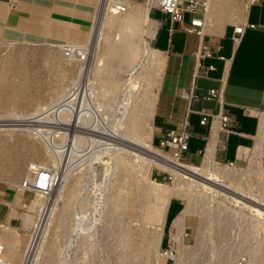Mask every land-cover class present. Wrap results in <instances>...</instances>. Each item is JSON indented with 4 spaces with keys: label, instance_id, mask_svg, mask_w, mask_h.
Here are the masks:
<instances>
[{
    "label": "bare ground",
    "instance_id": "bare-ground-1",
    "mask_svg": "<svg viewBox=\"0 0 264 264\" xmlns=\"http://www.w3.org/2000/svg\"><path fill=\"white\" fill-rule=\"evenodd\" d=\"M9 1L0 0L1 32L14 25L17 30L32 31L31 36L55 37L66 43L58 46L60 56L43 64L36 60L37 54L17 49L3 59L4 67L16 69L19 75L18 83L9 93L11 99L29 105L32 103L30 97L35 93L50 97L49 102L38 105L29 113H15L11 107L6 114H0V173L9 172L14 177L23 175L24 181L34 185L26 190L22 187L24 181L17 184V194L11 203L12 216L22 218L23 228L5 227L1 231L0 256L4 264L56 263L53 252L57 249L54 251L52 239L47 241L55 204L67 190L70 195L80 191H77L78 187L85 190L89 186L86 177H92L89 193H85L86 198L81 196L79 202L81 206L87 207L88 204L91 209L89 213L83 212L84 208L79 209L72 221L73 226H68L66 233L70 227L77 231L74 238L79 242V236L92 239L99 228H106L108 224L100 213L102 206L107 204L106 197L111 195H106L107 191L112 187L110 204L115 220L110 217L114 220L110 225L117 238L115 243L116 239L111 237L112 242L115 240L113 250H124L126 255L123 256L131 264H167L168 259L175 260V264H203L204 261L211 264L208 258L217 252L216 242L224 237L221 235H224L227 219H233L236 226L241 222L237 235H243L248 229L247 234L258 231L255 233L257 239L263 236L264 165L261 157L264 154V112L261 113L255 146L240 150L239 159L248 163L245 169L222 165L216 160V134L202 154L200 166L177 159L154 145L153 118L159 93L153 94L152 90L156 88L159 92L165 64L162 54L151 46L157 25L150 17V11L158 0H147L146 5L126 0L120 6L123 9L109 0H13L18 12L10 9ZM145 54L151 58L149 66L142 64L137 69V62ZM66 65L77 68L73 82L67 79L68 72H62ZM127 71L131 72L130 77L122 82ZM120 91L124 98L119 102ZM27 158L40 161L32 160L25 168ZM49 164L54 167H48ZM153 169L169 171L173 184L153 180ZM39 170L51 173L52 185L48 191L42 190V184H38ZM254 178L258 179L257 184L253 182ZM173 199H180L185 204L171 221L168 233L170 250L163 252ZM20 207L25 210L19 211ZM211 208L215 211L213 215L212 212L209 214ZM195 216L199 220L196 239L193 245H189L186 243L187 221ZM63 218L57 219L58 225H67V219ZM239 227H234L235 235ZM25 236L29 237L26 245L23 243ZM250 244L251 241L247 245ZM240 251L237 252L241 254ZM119 253L115 254L118 255L116 263ZM224 254L220 255L225 258ZM260 254L253 257L255 264L262 258ZM246 255L230 264L251 262ZM228 257L233 259L235 256L229 254ZM106 259L107 263L109 259Z\"/></svg>",
    "mask_w": 264,
    "mask_h": 264
},
{
    "label": "crops",
    "instance_id": "crops-1",
    "mask_svg": "<svg viewBox=\"0 0 264 264\" xmlns=\"http://www.w3.org/2000/svg\"><path fill=\"white\" fill-rule=\"evenodd\" d=\"M150 13L157 25L151 45L165 60L153 118L154 143L159 145L188 115L185 160L200 159L216 134V160L238 162L241 149L255 146L261 127L257 114L264 108V3L208 0L205 12L186 13L182 21L160 10ZM195 18L204 20L201 36L192 26ZM237 29L243 34L234 43ZM211 90L216 94L209 97ZM221 115L229 118V135L221 132ZM16 194L17 189L0 183L3 228L17 220L12 216Z\"/></svg>",
    "mask_w": 264,
    "mask_h": 264
},
{
    "label": "rangeland",
    "instance_id": "rangeland-1",
    "mask_svg": "<svg viewBox=\"0 0 264 264\" xmlns=\"http://www.w3.org/2000/svg\"><path fill=\"white\" fill-rule=\"evenodd\" d=\"M133 1H136V2H139V3H141L142 5H146V3H147V0H133ZM11 3V4H10ZM16 2L15 1H13V0H10L9 1V7H10V9L12 10V11H17L18 12V10H19V8H18V6H17V3L15 4ZM150 17L153 19V16H152V14L150 13ZM26 24H28V23H26ZM25 24V25H26ZM16 29V30H15ZM0 32H1V28H0ZM32 33V31H30V30H28V31H20L19 29L17 30V27H15L14 25H12L10 28H9V26L5 29V30H3L1 33H0V114H2V115H4V114H6L7 112H8V110L12 107L14 110H15V113H29V112H31L32 110H34L38 105H43V104H45V103H47V102H49V98L50 97H47V95L46 94H43V93H35V94H33L30 98H31V101H32V103H30L29 105H27V104H25V103H22L21 104V102L20 103H16V101L14 100V99H11V97L12 96H9V93H10V91L13 89V87H14V85L16 84V83H18L17 81H19V75L17 74V72H16V69H10V68H6V67H4V65H3V59L5 58V57H7V56H9L14 50H24V51H26L27 53H34V54H37V61H38V63H40V64H43L44 62L46 63V62H50L52 59H53V57H55V56H57V55H61V49L60 48H58V46L60 45V43L62 44V45H64L65 43H66V41H58V39H56L55 37H47V38H38L39 36H37V34H35L36 36H31V33ZM16 34V35H15ZM18 34V35H17ZM21 35V36H20ZM32 35H34V34H32ZM32 40V41H31ZM15 42H16V44H15ZM46 42V43H45ZM37 43V44H36ZM42 43V44H41ZM40 44V45H39ZM46 44V45H45ZM44 45V46H43ZM48 45V46H47ZM152 46V45H151ZM51 49V50H50ZM8 52V53H7ZM55 53V54H54ZM147 57V58H146ZM47 59V60H46ZM151 58L149 57V55H147V54H145V55H143V56H141V58L139 59V61L137 62V64H136V66L135 67H137V69H140L143 65L142 64H144V65H146V66H149V61H151L150 60ZM140 62V63H139ZM148 62V63H147ZM136 69V70H137ZM7 71V72H6ZM10 71V72H9ZM16 72V73H15ZM62 72H68L67 73V75H68V77H67V79L69 80V82H73V79H75L76 77H77V68L76 67H71L70 65L68 66V65H66V66H64V67H62ZM130 73L131 72H129V71H127L126 73H124V75H123V77H122V82H123V79H124V82H126L125 80H127V79H129V77H130ZM3 74V75H2ZM127 75H129V76H127ZM5 86H4V85ZM4 86V87H3ZM154 89V88H153ZM122 91L124 90V87H123V89H121ZM157 89L155 88L154 90H152V93L153 94H155V93H159V92H157L156 91ZM2 91H4V92H2ZM122 91H120V93H119V96L118 97H120L119 98V102L124 98V93H122ZM159 95V94H158ZM18 104V105H17ZM13 105V106H12ZM44 129H48V127H44ZM50 129V128H49ZM53 130V129H52ZM154 145L155 146H157V144H155L154 143ZM159 148V147H158ZM126 149H128V150H130L129 148H126ZM167 154H169V153H167ZM202 156L203 155H201L200 156V159H198V160H194V161H192V162H190V161H187V160H185L186 162H188V163H194V164H196V165H201V163H202ZM32 160H34L35 162H38V161H40L39 159H34V158H27V165L25 166V168H27L28 167V164L30 163V162H32ZM219 162V161H218ZM219 163H221L222 165H228V163H223V162H219ZM230 165V164H229ZM247 165H248V163H247V161L246 160H240V161H238L237 163H235L234 165H231V166H233V167H236V168H241V169H245L246 167H247ZM48 167H50V168H53L54 166L52 165V164H49L48 165ZM15 175H13V174H10L9 172L8 173H0V183L1 184H3L4 186L6 185V186H8L9 188H13V189H17V184H19V183H21L22 181H24V176L23 175H18V176H16V177H14ZM87 179L86 180H88V183H87V185H89L90 186V182H92L91 181V178L89 177H86ZM151 178L153 179V180H155V181H157V182H159V183H163V184H166V185H172L173 184V177H172V175H171V173L169 172V171H167V170H163V169H153L152 170V174H151ZM93 180V179H92ZM85 182H87V181H85ZM253 182L255 183V184H257L258 183V179H256V178H254L253 179ZM85 185V183L83 184V186ZM89 186H87L86 188H85V190H83L82 191V189H79V187H78V189H77V191L78 190H80V191H78L77 193L75 192L74 194H69V190H67V191H65L66 192V195H65V193H64V195H63V197L61 198V199H59L57 202H56V204H55V207H54V211H53V215H52V217H51V220H50V224L51 225H49V230H48V233H47V241L48 242H51V239H52V243H53V246H54V251L55 252H53V255H54V253L56 254L55 256H53L54 257V262L56 261V263H54V264H108V262L109 263H111V264H113L114 262V264H127V262H128V264H131V263H129V261L127 260L126 261V259H125V256H123V255H126V253L125 254H123V252H125L124 250H120L119 248L118 249H116V250H113L114 248H115V243L117 242V238H116V234H114L115 232L113 231L114 229H112V226L110 225L112 222H114V220H115V214L112 212V208H111V204H110V202L112 201V193H111V191H113L112 190V187L110 188V190L111 191H107L106 193V195H110L109 197H110V201H109V197H106V198H108L105 202L107 203L106 205H103L102 206V211H101V216L104 218V220H105V222H107V224L110 226H108L107 225V227L105 228V227H102L103 228V230L101 229V228H99L100 230H97L95 233V237L94 238H92V239H90L91 237L90 236H88V237H84L83 235H81V236H79L78 238H83L84 237V240L83 239H81L80 238V240H79V242L77 241V240H75V238H74V236H76L75 234H77L78 232L77 231H73L72 229H71V227H70V231L68 230V232L66 233V230H67V228H68V226H73L72 224H73V219H74V216H76V214L77 213H79L78 212V210L79 209H81V208H84V209H82L83 210V212H87V213H89V210L91 209V206L89 207V205L87 204V207H86V205H84V206H81L80 205V200H82V197L84 198V196H85V198L87 197L86 195L89 193V192H87V191H89L88 189H89ZM82 186H80V188H81ZM85 187V186H84ZM83 187V188H84ZM115 191H116V188H115ZM85 193H86V195H85ZM114 193V192H113ZM69 195V196H68ZM72 195H73V198H72ZM75 196V197H74ZM82 196V197H81ZM81 197V198H80ZM27 198H29V197H27ZM69 199V200H68ZM75 199V200H74ZM78 199V200H77ZM80 199V200H79ZM29 200V199H28ZM26 201V200H25ZM78 201V202H77ZM109 203H108V202ZM27 202V201H26ZM53 202H54V200H53ZM71 202H73V204L71 203ZM70 204V205H69ZM71 204H72V206H71ZM184 201H182V200H180V199H173V201H172V206H171V209H170V212H169V217H168V224H167V228H166V233H165V237H164V242H163V247H162V251L163 252H167L168 250H170V245H169V228H170V224H171V221H172V219H173V217L184 207ZM67 205V208L65 207ZM212 205H215V204H212ZM69 206V207H68ZM74 206H75V208H74ZM80 206V207H79ZM63 207H64V209H63ZM21 209L19 210V211H24L25 209L24 208H22V207H20ZM105 208H107V209H105ZM110 208V209H109ZM63 209V210H62ZM74 209H75V211H74ZM213 208H211V209H209L210 210V215H211V212H212V215H213V212H215L214 211V209L212 210ZM82 210H80V212L82 211ZM107 210H109V211H107ZM212 210V211H211ZM65 211L66 212V214H64V216L62 215L63 214V212ZM72 212V213H71ZM76 212V213H75ZM104 212V213H103ZM70 213V214H69ZM75 214V215H72V214ZM111 213L113 214V215H111ZM60 214H61V216H60ZM95 214H98L97 215V218H98V216H99V213L98 212H96ZM106 214H110V215H106ZM68 215V216H67ZM104 216H107L106 218L104 217ZM61 218V217H64L65 218V220H66V224L67 225H58V222H57V219L58 218ZM67 217V218H66ZM113 218V219H111V218ZM17 218V220L16 221H14L12 224H10V228H12V229H22L23 228V220H22V218L21 217H16ZM63 218V219H64ZM108 219H109V221H108ZM69 220H71L70 222H69ZM110 220H113V221H111L110 222ZM231 220V221H230ZM230 220H226L227 222H228V224H229V227H228V224L226 225V228H225V231H224V235H221V236H224V237H220V238H218L219 239V241L217 240V242H216V250H217V252H214V254H212L211 255V257L213 256L214 258H211V257H209L208 258V260H209V263H211V264H227V262H228V264H230V262H232V263H236V262H238V259L242 256V255H246L247 253V257H249L248 259L250 260V259H252V261L251 262H249V263H247V264H255V259L253 260V257H256V254H260V251H262L261 253L263 254L262 256H261V254H260V256L262 257V258H260L259 260H257L256 262H257V264H260V263H263L264 262V259H263V256H264V248L262 247L263 246V244H264V234H263V236H261V235H258L257 234V236L259 237V236H261L260 238H256V234L255 233H258V231L257 230H254L253 231V234L252 233H250V234H247L248 233V229H247V231H245L244 230V233H243V235L241 234V235H237L239 232H240V228H241V222H239V225H235V224H233V219H230ZM199 220H198V218L195 216V217H189L188 218V221H187V236H186V243L187 244H189V245H193L194 243H195V235H196V232H197V227H198V224H199V222H198ZM230 221V222H229ZM226 222V223H227ZM233 225L235 228L236 227H238V226H240L238 229H237V231H236V235L234 234L235 233V228L233 227V226H231V225ZM231 226V227H230ZM233 227V229H230V228H232ZM63 228V229H62ZM108 228V229H107ZM2 229H3V226L2 225H0V235H1V231H2ZM227 229V230H226ZM230 229V230H229ZM240 229V230H239ZM55 230V231H54ZM104 231V234L106 235L105 237H104V234L103 233H101L102 231ZM228 230H229V232L231 233V234H229L228 233ZM54 231V232H53ZM65 233H64V232ZM100 231V232H99ZM108 233H107V232ZM110 232H112V233H110ZM114 232V233H113ZM227 232V233H226ZM98 233H100V235L98 234ZM66 234V235H65ZM113 234V235H112ZM228 234V235H227ZM109 235H111L110 237H109ZM227 235V236H226ZM233 235V236H232ZM248 235H250V236H254V237H250V236H248ZM92 236V235H91ZM109 238H108V237ZM226 236V237H225ZM239 236V237H238ZM243 237L241 240H240V238L241 237ZM246 236H248V238H247V240H248V242H247V240H246ZM111 237H113L114 239H116V241H115V243H114V241L112 242L111 240L113 239H111ZM228 237V238H227ZM229 237H231V238H229ZM234 239H233V238ZM239 238V239H236V238ZM245 237V238H244ZM250 237V238H249ZM104 238V239H103ZM108 238V239H107ZM223 238H225V240L223 241ZM227 238V239H226ZM254 238V239H253ZM261 238H263V239H261ZM26 239H29V237H27V236H25V237H23V243L25 244L27 241H26ZM73 239V240H72ZM85 239H86V241H85ZM94 239V240H93ZM228 239H230V240H228ZM256 239V240H255ZM261 239V240H260ZM54 240V241H53ZM83 240V241H82ZM221 240L223 241V245H222V242H221ZM232 240V241H231ZM234 240V241H233ZM238 240V242H236ZM246 240V241H245ZM259 240V241H258ZM96 241V243L95 244H93L94 242ZM106 242V244H105V242ZM110 241V242H109ZM231 241V242H230ZM250 241H251V244L248 246L247 244L248 243H250ZM263 241V242H262ZM55 242V243H54ZM85 242V243H84ZM100 242V243H99ZM232 244V245H230V243ZM243 243V246H241V244ZM245 242H247V243H245ZM71 243V244H70ZM92 245H91V244ZM111 243H114V244H111ZM219 243H221V245L224 247H222ZM228 243V244H227ZM235 243V244H234ZM258 243H259V245H258ZM22 245V247L24 248L25 247V245ZM78 244H79V246H78ZM81 244H83L84 246H81L80 247V245ZM100 244V245H99ZM111 246H110V245ZM218 244H219V246H218ZM238 244V245H237ZM245 244V245H244ZM76 245V246H75ZM89 245V246H88ZM114 245V246H113ZM226 245V246H225ZM236 245H237V248L239 247V249L238 250H236L237 248H235L236 247ZM240 245V246H239ZM257 245V246H256ZM75 246V247H74ZM95 246V247H94ZM106 246V247H105ZM220 246H221V248H220ZM233 246V247H232ZM235 246V247H234ZM248 246V247H247ZM79 247H80V249H79ZM90 247H92V248H90ZM97 247H99L98 249H97ZM103 247V248H102ZM225 247H226V249H227V247H228V252H227V250H225ZM230 247H231V250H230ZM242 249H241V248ZM247 247V248H246ZM249 247H250V249H249ZM261 247L263 248V249H261ZM22 248V249H23ZM76 248H78V249H76ZM84 248V249H83ZM94 248V249H93ZM96 248V249H95ZM103 250H102V249ZM106 248V250H104ZM235 249V250H233L232 251V249ZM256 248V249H255ZM223 249H224V252H223ZM240 249H241V251H240ZM248 250V251H246V253L245 252H243V251H245V250ZM252 249V250H251ZM259 249V250H258ZM94 250H97V251H94ZM112 250L113 251H115V254H118L119 252L120 253H122V254H120L119 253V258L117 259L118 261H117V263H116V258L118 257V255H115L114 254V252H112ZM220 252H219V251ZM221 250H222V252H221ZM255 250V251H254ZM109 253H107V252ZM234 251H236V252H234ZM240 251L241 252V254L240 253H238V252ZM251 251V252H250ZM256 251H258V252H256ZM96 252V253H95ZM103 252V253H102ZM106 254H105V253ZM113 253V255H112V253ZM117 252V253H116ZM225 252H227V253H225ZM255 252H256V254H255ZM218 253H220V254H224V257L226 258H223V255H220V254H218ZM230 254V256L232 255L234 258H237V260H234V258L232 259V257H228V255ZM233 253V254H232ZM244 253V254H243ZM107 254L108 255H110L111 254V259L112 258H114V260L115 261H113V259L111 260L110 258H109V256H107ZM216 254H217V256L218 257H216ZM239 254H240V256H239ZM97 255V258L95 257ZM105 255H106V257H107V259L106 260H108L107 261V263H106V261H105ZM220 255V256H219ZM238 257H237V256ZM255 255V256H254ZM117 256V257H116ZM122 256V258H124L125 260H122V258H120ZM259 256V255H258ZM221 257V258H220ZM227 257L229 258V259H227ZM93 258V259H92ZM95 258V259H94ZM98 258H100V259H98ZM44 259V258H43ZM42 259V260H43ZM104 259V260H103ZM261 259H262V262H261ZM57 260H60V261H57ZM121 260V261H120ZM213 260V261H212ZM218 260V261H217ZM232 260V261H231ZM234 260V261H233ZM105 261V262H104ZM110 261H113V263L112 262H110ZM125 261V263H122V262H124ZM254 261V262H253ZM259 261V262H258ZM57 262H59V263H57ZM224 262H226V263H224ZM141 264H143V262H140ZM140 263H138V264H140ZM176 262H175V260H173V259H168V262H167V264H175ZM203 264H206V261H204L203 262ZM264 264V263H263Z\"/></svg>",
    "mask_w": 264,
    "mask_h": 264
},
{
    "label": "built area",
    "instance_id": "built-area-1",
    "mask_svg": "<svg viewBox=\"0 0 264 264\" xmlns=\"http://www.w3.org/2000/svg\"><path fill=\"white\" fill-rule=\"evenodd\" d=\"M107 1V0H105ZM114 2L117 5V8H120L121 5L124 4L126 0H109ZM253 3H264V0H251ZM208 8V0H158L157 4L151 8L160 10L161 12L170 15L173 20L182 21L184 14L192 13V14H199L202 11H206ZM120 9H123L120 8ZM192 26L198 29L197 34L199 36L202 35V29L204 27V20L201 18H195L192 20ZM243 34L242 29L236 30V35L233 37L234 43H239L241 36ZM205 74V73H203ZM216 94L215 90L209 91L208 96H214ZM264 112V108L262 111L258 112L257 116L259 117V121H261V113ZM212 120L214 117H211ZM221 124V132L225 135H229L232 131L229 129V118L227 116L221 115L219 118ZM261 123V122H260ZM202 125L207 124V118H203L201 121ZM189 121L188 115L185 117L184 121L181 123L180 127L175 131H170L167 133L166 137L163 138L159 145L162 150L167 151L171 155H173L177 159H185V154L189 151V138L190 134L188 132ZM240 161V160H239ZM261 162L264 165V154L261 157ZM237 162H230L228 164L234 165ZM41 171V170H39ZM38 184H42V190L48 191L47 189L51 187L52 178L51 173L48 171H41L40 175L38 176ZM34 185L30 182L24 181L22 183L23 189L29 190ZM0 264H4L3 258L0 256Z\"/></svg>",
    "mask_w": 264,
    "mask_h": 264
}]
</instances>
